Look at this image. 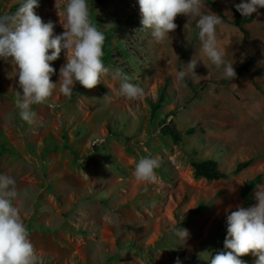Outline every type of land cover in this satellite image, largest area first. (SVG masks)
I'll list each match as a JSON object with an SVG mask.
<instances>
[{
  "label": "rangeland",
  "instance_id": "374dc122",
  "mask_svg": "<svg viewBox=\"0 0 264 264\" xmlns=\"http://www.w3.org/2000/svg\"><path fill=\"white\" fill-rule=\"evenodd\" d=\"M236 1L204 0L203 8L221 16L217 35L225 59L235 71L248 64L226 87L216 84L225 79L223 69L203 56L194 20L178 15L177 29L157 43L150 30L141 29L138 0H87L93 23L106 37L103 61L122 68L144 90L136 100L122 97L110 76L91 90L77 82L70 99L57 85L49 101L55 107L34 105L37 117L30 125L15 107V69L0 58V173L16 180L20 195L14 203L44 264H175L177 258L205 264L207 251L223 250L227 213L257 203V186L242 196L246 182L262 174L258 185H264V75H253L264 66V8L246 25L245 40L234 25ZM64 2L37 0L34 9L44 23L54 24V35L64 31L55 7L62 12ZM21 3L0 0V15L14 13ZM193 56L203 60L198 76L187 73L177 81ZM65 62L64 50L50 62L53 83ZM163 121L183 136L180 142L162 132ZM189 129L194 133L186 135ZM141 157L159 160L157 182L133 176ZM207 159L228 177L196 178L192 163ZM248 160L247 168L235 170ZM173 226L187 229L189 238L182 243ZM241 259L254 264L257 257Z\"/></svg>",
  "mask_w": 264,
  "mask_h": 264
},
{
  "label": "clouds",
  "instance_id": "9594fccd",
  "mask_svg": "<svg viewBox=\"0 0 264 264\" xmlns=\"http://www.w3.org/2000/svg\"><path fill=\"white\" fill-rule=\"evenodd\" d=\"M138 4L141 29L150 30L157 43L168 39L177 29L174 21L178 15L188 17V23L194 20L203 56L217 69H223L225 79L236 78L233 63L225 59L226 52L217 35L223 23L221 16L212 11L205 13L204 0H138ZM38 6L37 0H22L14 13L0 15V58L15 69L20 89L16 92L15 107L22 121L30 125L35 122L34 105L55 107L49 101L57 85L59 93L70 99L77 82L91 90L103 81V77L110 76L119 83L122 97L136 100L144 94L139 85L130 82L131 78L122 68L105 65L103 45L106 37L93 23L87 0H65L62 12L55 4L64 29L60 35H54L51 21L44 23L35 13ZM235 7L242 16L249 17L264 8V0H242ZM62 50L66 62L60 67L58 82L53 83L51 76L56 70L50 62L57 60ZM200 61L203 60L193 56L186 69L176 73L177 81H183L187 73L198 76L195 69ZM159 166L158 159L141 157L135 164L133 176L138 182L155 183L158 179L155 169ZM257 188L254 206H237L235 211L227 213L223 250L214 253L206 250L205 264H247L241 257L248 254L257 257L254 264H264V185H257ZM19 195L14 177L0 173V264H44L43 256L38 254L29 238L21 206L14 203ZM172 230L182 243L190 236L182 227L173 226ZM175 264H181L179 258Z\"/></svg>",
  "mask_w": 264,
  "mask_h": 264
},
{
  "label": "trees",
  "instance_id": "16d2710c",
  "mask_svg": "<svg viewBox=\"0 0 264 264\" xmlns=\"http://www.w3.org/2000/svg\"><path fill=\"white\" fill-rule=\"evenodd\" d=\"M241 2H242V0H237L234 4L231 5V10L233 12L234 25L243 33L245 40H247L248 36H249V32H248L246 25H248L249 23H251L253 21L254 13L249 17L242 16L236 10V7H235L236 4L241 3ZM211 4L215 9H218L217 3L211 2ZM103 47H104V45H103ZM247 71H248V64L244 63L243 65H241L236 70V73H237L236 77L241 76L242 74L246 73ZM253 75L254 76H263L264 75V66L257 68L253 72ZM186 82L194 91L198 90V88L200 86L199 84L194 85L190 81V79H187V78H186ZM230 83H231V80H228V79H222V80L216 81V84L221 86V87H226ZM163 100H164V97L162 96L160 99V103H162ZM159 108H160V104H157L156 106H154L152 114H155ZM161 126H162V130H163L162 132L165 135L170 136L175 142L181 141L183 136L178 132V130L173 125H171L170 123H167L166 121H163ZM193 133H194V129H189L188 131H186L185 134L191 135ZM251 163H252V160L241 162V163L237 164L235 170L237 172L241 171V170L247 168ZM192 167L194 169V175L196 178H203V179H206L208 181H218V180L226 179L228 177V174L221 170L218 162L215 160H212V159H207L204 161H195L192 163ZM262 178H263V175L258 174L253 179L247 181L245 186H244L242 196L244 198H246V196L256 188V186L262 180Z\"/></svg>",
  "mask_w": 264,
  "mask_h": 264
}]
</instances>
